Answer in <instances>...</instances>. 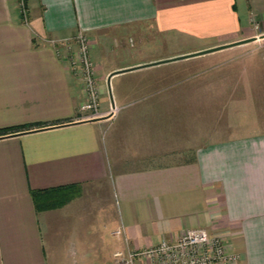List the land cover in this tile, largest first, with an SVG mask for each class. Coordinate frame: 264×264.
Instances as JSON below:
<instances>
[{
  "label": "crops",
  "instance_id": "obj_1",
  "mask_svg": "<svg viewBox=\"0 0 264 264\" xmlns=\"http://www.w3.org/2000/svg\"><path fill=\"white\" fill-rule=\"evenodd\" d=\"M25 4L26 19L18 0H0V129L31 125L0 136V264H119L115 252L189 228L222 236L236 264H264V0ZM80 34L92 42L100 83L104 118L96 121L80 119L81 82L57 52L58 41L75 47ZM144 34L168 54L142 55ZM219 46L167 72L207 68L214 82L220 65L218 111L231 118V133L166 145L159 136L179 129L176 111H158L159 101L126 108L165 79L146 73L164 63L144 65ZM72 184L78 194L36 211L31 190Z\"/></svg>",
  "mask_w": 264,
  "mask_h": 264
},
{
  "label": "rangeland",
  "instance_id": "obj_2",
  "mask_svg": "<svg viewBox=\"0 0 264 264\" xmlns=\"http://www.w3.org/2000/svg\"><path fill=\"white\" fill-rule=\"evenodd\" d=\"M120 41H124L127 46L126 50H124L123 53L127 54V50L130 52L134 50L132 47V44L134 43L133 38L128 37V39L124 38L123 41ZM88 42L90 56L92 42L90 39L88 40ZM141 42L145 43V47L142 50V55L156 57L168 54L166 45H164L162 41L158 42L157 39L153 37V35L144 34L141 37ZM114 44L115 43L112 42V47L114 46ZM176 45L179 46L178 44H175V46ZM115 51L111 53V56H116V59H119L122 53H119L118 55V53H114ZM201 56L199 55L194 57ZM190 58L193 57L166 62L164 64H161L160 66H156V68H149V70L146 71L147 76H165V79H163L162 82L155 83L157 86L154 89L148 90V93L142 94V96L139 98L135 96L134 98L130 99L128 101L129 104L126 107L127 109L129 108L130 110H132L141 107L143 104L151 105L152 102L159 101V105L157 107L158 111H176L178 114L177 116L180 119V127H178L179 129L177 131H174L173 134L166 131L159 137L160 139L162 138L163 140H165L166 145H172V142H174L175 144L179 143L181 139V149L189 145L188 141H192V139L189 138H194L195 134L196 144L201 145L209 140L210 136H214V138H224L231 133L230 131L226 130L229 125L228 123L231 122V118H222L220 116L221 111H218L222 103L220 99V89L222 87L220 81V65L215 66V68L212 69L214 71V75L216 74L214 82L205 79L206 75L211 74V70L207 68L192 69L184 66L180 68L178 73L167 72L171 65L178 66ZM169 74H171L172 77L175 78L166 79V77H168L167 75ZM231 87L235 90L236 84L234 83ZM174 94H176V96L173 99L172 95ZM205 109L208 112L207 114H209V116L207 117ZM194 113L197 114L196 119L195 115H193ZM164 118L165 120H167L166 114ZM173 139H175V141H173ZM80 191L81 189L79 188L75 193L78 194ZM85 214V223L87 225V220L91 216H87L88 213ZM143 263V261H139V264Z\"/></svg>",
  "mask_w": 264,
  "mask_h": 264
},
{
  "label": "built area",
  "instance_id": "obj_3",
  "mask_svg": "<svg viewBox=\"0 0 264 264\" xmlns=\"http://www.w3.org/2000/svg\"><path fill=\"white\" fill-rule=\"evenodd\" d=\"M20 13L27 17L25 0H18ZM254 29L259 25L254 22ZM89 38L77 35L75 47L67 40L58 41L57 52L64 49L63 57L68 62L70 71L81 82L84 99L79 106L81 120L100 118L101 98L100 83L96 67L89 56ZM118 233V232H117ZM119 264H236L239 255L228 248L224 238L210 235L205 228H189L182 231L176 239H163L157 245L140 251H117L114 253Z\"/></svg>",
  "mask_w": 264,
  "mask_h": 264
},
{
  "label": "trees",
  "instance_id": "obj_4",
  "mask_svg": "<svg viewBox=\"0 0 264 264\" xmlns=\"http://www.w3.org/2000/svg\"><path fill=\"white\" fill-rule=\"evenodd\" d=\"M31 125L0 129V136L30 128ZM77 185H66L45 189L31 190L30 195L36 211H45L61 206L76 195Z\"/></svg>",
  "mask_w": 264,
  "mask_h": 264
},
{
  "label": "water",
  "instance_id": "obj_5",
  "mask_svg": "<svg viewBox=\"0 0 264 264\" xmlns=\"http://www.w3.org/2000/svg\"><path fill=\"white\" fill-rule=\"evenodd\" d=\"M225 46H229V45H225ZM221 48H222V46L214 47V48H211V49L206 50V51H200V52H196V53L180 55V56H176V57H173V58H170V59H165V60L157 61V62H154V63H150V64H147V65H144V66L155 65V64L166 63V62L175 61V60H179V59L189 58V57L197 56V55H200V54H205V53L210 52V51L218 50V49H221ZM131 69L132 68L125 69V70H131ZM122 71H124V70H122ZM118 72H120V71H117L116 73H118ZM110 77H111V74L107 78V85H108L109 88H110ZM113 109H114V107H113ZM101 118H104V117L95 118V119H91V120H87V121H96V120H99Z\"/></svg>",
  "mask_w": 264,
  "mask_h": 264
}]
</instances>
